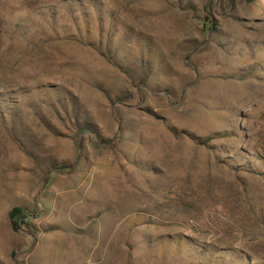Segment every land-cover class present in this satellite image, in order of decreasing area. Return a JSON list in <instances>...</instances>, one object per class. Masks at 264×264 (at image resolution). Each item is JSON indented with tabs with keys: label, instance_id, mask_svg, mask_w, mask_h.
Instances as JSON below:
<instances>
[{
	"label": "rangeland",
	"instance_id": "rangeland-1",
	"mask_svg": "<svg viewBox=\"0 0 264 264\" xmlns=\"http://www.w3.org/2000/svg\"><path fill=\"white\" fill-rule=\"evenodd\" d=\"M242 255L264 264V0H0V264Z\"/></svg>",
	"mask_w": 264,
	"mask_h": 264
},
{
	"label": "trees",
	"instance_id": "trees-1",
	"mask_svg": "<svg viewBox=\"0 0 264 264\" xmlns=\"http://www.w3.org/2000/svg\"><path fill=\"white\" fill-rule=\"evenodd\" d=\"M23 215H24V210H23L22 207H18V206L14 207L12 209V211H11V216L13 218L14 224L17 225L18 222L20 221V218L23 217ZM202 250H203V248H202ZM239 259L244 264H259V263H253V262H251L247 255H242V257H239Z\"/></svg>",
	"mask_w": 264,
	"mask_h": 264
}]
</instances>
